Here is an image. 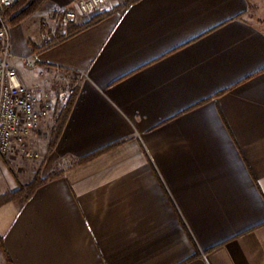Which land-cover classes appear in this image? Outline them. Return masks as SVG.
Returning a JSON list of instances; mask_svg holds the SVG:
<instances>
[{"label": "crops", "instance_id": "1", "mask_svg": "<svg viewBox=\"0 0 264 264\" xmlns=\"http://www.w3.org/2000/svg\"><path fill=\"white\" fill-rule=\"evenodd\" d=\"M259 4L138 0L39 54L10 27L23 82H41L20 61L32 55L45 80L73 74L75 97L41 170L0 155V196L49 161L93 157L0 207V264H264Z\"/></svg>", "mask_w": 264, "mask_h": 264}, {"label": "built area", "instance_id": "2", "mask_svg": "<svg viewBox=\"0 0 264 264\" xmlns=\"http://www.w3.org/2000/svg\"><path fill=\"white\" fill-rule=\"evenodd\" d=\"M16 1L0 0V155L20 154L27 159H37L40 154L32 146V136L52 113L54 97L48 90L27 86L11 62V29L3 11ZM121 5H124L123 0H78L76 7L61 12L60 24L67 28L81 16L90 17L118 9ZM23 60L30 68L38 64L32 55ZM70 94L71 85H66L58 94V103L65 106Z\"/></svg>", "mask_w": 264, "mask_h": 264}, {"label": "rangeland", "instance_id": "3", "mask_svg": "<svg viewBox=\"0 0 264 264\" xmlns=\"http://www.w3.org/2000/svg\"><path fill=\"white\" fill-rule=\"evenodd\" d=\"M126 1L127 0H123V3H125ZM67 8H70V7H63L58 10H54V8L52 7V0H47L42 6L37 8L32 14H30L27 18H25L19 24L17 25L9 24V25L10 27L21 25V27L25 29L28 35L29 34L33 35L35 39H37V37H40L41 41H43L47 38L52 37L56 33V30L60 24L61 12ZM253 10H255L254 11L255 19L258 17L260 23L264 25V0H260V4L257 5L255 9L253 8ZM75 23H77V21ZM20 61H22L23 68L28 75L33 76L34 79H37V80L41 79V82L40 83L38 82V84H35L34 86H32V89L48 90L53 93V97H54V109L52 113L50 114V116L42 122L40 129L37 131V134H39V132H41V130H44L45 127L48 130L46 133L47 135L39 139L41 140L40 143L39 141L37 142V144H40L39 146L40 152L38 150L37 151L40 154L39 160L41 161V163H37L38 164L37 169L41 170V167L44 166L45 164L44 162L49 157L54 158L57 155L56 153H54L53 151L54 149H52V140L54 137H53L52 128L50 127V125L51 126L53 125L54 127L56 125L54 123H56L55 119H56V114L58 112V105H59L58 94L61 90L65 88L66 85H70V83L73 82L74 76L73 74H68V75H61L60 77H54V79L45 80L46 78L43 75L44 72L43 70H39L40 69L39 65H36L35 67L30 68V67H27V65L24 63L23 58H20ZM36 72L39 76H36L35 74ZM22 73L20 71V75ZM30 160H36V159H30ZM72 165H73V162L67 159L60 158L54 163H51V161H49L45 166V172L46 173L48 171L52 172L53 170L64 172L65 170L71 168Z\"/></svg>", "mask_w": 264, "mask_h": 264}, {"label": "trees", "instance_id": "4", "mask_svg": "<svg viewBox=\"0 0 264 264\" xmlns=\"http://www.w3.org/2000/svg\"><path fill=\"white\" fill-rule=\"evenodd\" d=\"M47 0H18L13 5L8 6L4 9V17L8 20L9 24L17 25L20 22H22L25 18H27L30 14H32L37 8L42 6ZM138 0H127L124 5H121L118 9L115 10H109L100 14L93 15L89 21L83 22V23H75L72 22L68 25L67 28H64L59 24L56 33L45 40H43L41 43H35L33 41H29V44L32 48V51L34 54H39L43 50L50 48L61 41L65 40L66 38H69L71 36H74L75 34L81 32L85 28L96 24L100 20H102L105 16L111 14L114 11H121L128 7L131 3L136 2ZM75 88L71 87V94L68 98V101L65 106L58 105V112L56 114V125L52 129L53 133V140H52V149L55 148L58 139L61 136L62 129L64 127V124L70 114L73 100L75 97L74 93ZM93 157V155H90L88 157L79 159L77 161L73 162V165H80L88 160H90ZM63 171H54L52 172L49 177L42 178L41 174H37L34 179L29 182L28 184L21 185L19 189L8 192L2 196H0V207L5 204L7 201L10 200H20V201H26L28 200L36 191L38 187L45 184L49 180H52L54 178H57L58 176L62 175Z\"/></svg>", "mask_w": 264, "mask_h": 264}]
</instances>
